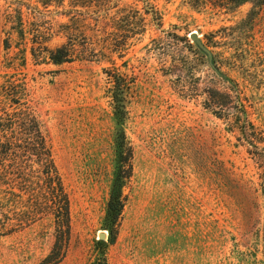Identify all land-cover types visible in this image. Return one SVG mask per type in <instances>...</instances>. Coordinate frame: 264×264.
<instances>
[{
  "label": "rangeland",
  "instance_id": "1",
  "mask_svg": "<svg viewBox=\"0 0 264 264\" xmlns=\"http://www.w3.org/2000/svg\"><path fill=\"white\" fill-rule=\"evenodd\" d=\"M83 4L0 0V86L26 88L70 197L72 236L58 264H89L99 241L110 264H264L262 170L208 103L230 86L217 72L234 79L264 136V0ZM66 43L76 57L53 63L45 48ZM116 71L128 82L120 120ZM120 129L133 170L113 239ZM53 242L49 219L0 234V264H40Z\"/></svg>",
  "mask_w": 264,
  "mask_h": 264
},
{
  "label": "trees",
  "instance_id": "2",
  "mask_svg": "<svg viewBox=\"0 0 264 264\" xmlns=\"http://www.w3.org/2000/svg\"><path fill=\"white\" fill-rule=\"evenodd\" d=\"M83 6L94 8L97 0H77ZM48 4V2H45ZM45 50L55 64L74 60L76 49L66 43L55 49ZM33 55L37 57L35 49ZM205 52V51H204ZM210 61L213 56L205 52ZM112 82V100L120 120L125 114V91L127 78L117 71L109 72ZM221 75L230 86L217 90L209 99V107L217 117L238 132V140L254 148L256 163L261 168V187L264 194V136L250 120L247 105L239 84L232 78ZM118 167L107 206V224L112 238L122 219L126 204L123 188L132 175L133 149L122 129L116 139ZM50 220L54 242L49 254L40 264H58L70 246L72 236L71 202L56 165L48 131L43 120L31 104L24 85L8 82L0 86V234L7 235L24 230L37 222ZM111 238V241L113 239ZM101 251L94 254L89 264H110L103 252V242L97 243Z\"/></svg>",
  "mask_w": 264,
  "mask_h": 264
},
{
  "label": "water",
  "instance_id": "3",
  "mask_svg": "<svg viewBox=\"0 0 264 264\" xmlns=\"http://www.w3.org/2000/svg\"><path fill=\"white\" fill-rule=\"evenodd\" d=\"M191 39L205 52L211 56V52L206 48V46L203 44V42L200 40V36L197 32L190 33ZM100 239H106V232H101L99 234Z\"/></svg>",
  "mask_w": 264,
  "mask_h": 264
}]
</instances>
